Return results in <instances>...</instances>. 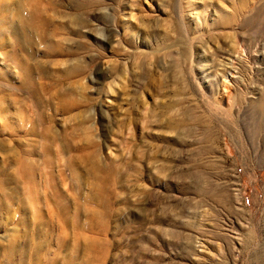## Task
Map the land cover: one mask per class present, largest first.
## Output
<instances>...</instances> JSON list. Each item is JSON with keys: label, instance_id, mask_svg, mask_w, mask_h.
Returning a JSON list of instances; mask_svg holds the SVG:
<instances>
[{"label": "rangeland", "instance_id": "obj_1", "mask_svg": "<svg viewBox=\"0 0 264 264\" xmlns=\"http://www.w3.org/2000/svg\"><path fill=\"white\" fill-rule=\"evenodd\" d=\"M11 1L0 6V264H264L258 0H52L54 9L38 10L30 45L13 32ZM80 13L89 22L81 30ZM18 40L29 86L10 59ZM56 40L69 56L49 52ZM73 53L79 81L35 92L39 81L57 84ZM72 83L79 89L68 97L82 107L66 113L55 92ZM46 124L50 140L39 136ZM32 175L37 192L49 177L50 198L28 196ZM100 201L106 228L90 230L88 210ZM60 202L64 216L50 218Z\"/></svg>", "mask_w": 264, "mask_h": 264}, {"label": "bare ground", "instance_id": "obj_2", "mask_svg": "<svg viewBox=\"0 0 264 264\" xmlns=\"http://www.w3.org/2000/svg\"><path fill=\"white\" fill-rule=\"evenodd\" d=\"M17 2V4H15L14 6H15V9L13 10L14 11V17L17 19V21L19 22V24L21 25H19L18 26V24H17V26L18 27H20V28H18L19 29V32H18V29H15V30H13V32L15 33V32H17V34H19V38L20 39H22L26 44H31V43H33V41H35V30H37V28H39L40 26H41V22H42V18L40 19V17H39V19L37 18V20H39V21H41V22H39V21H35V19H36V16L38 17L39 15H38V10L40 9V8H42V6L43 7H45V8H50L51 10L52 9H54V7H56V6H54L53 5V1L52 0H22V1H19L18 2V0H16ZM11 0H0V6L2 7V8H4V10L5 9H7L8 7H9V5L11 4ZM91 2H92V0H91ZM61 3V2H60ZM89 4H90V2H89ZM96 4V3H95ZM57 5V4H56ZM59 6V5H58ZM93 6V5H92ZM0 7V8H1ZM14 8V7H13ZM102 8V7H101ZM9 9H10V7H9ZM57 10V9H56ZM1 11V10H0ZM9 11V10H8ZM12 11V12H13ZM49 11V10H48ZM55 11V10H54ZM7 12V11H6ZM5 12V13H6ZM39 12H40V10H39ZM86 12L87 13H89L90 12V8H89V6L86 8ZM43 13V12H42ZM44 13H45V11H44ZM47 13V12H46ZM55 13H57V11L55 12ZM11 14V13H10ZM41 14V13H40ZM81 14H83V13H80V16H78L77 18H76V25L78 26V29H82L83 27H85L86 25H88V19L86 20V18H84V17H82L81 16ZM49 14H47V16H48ZM63 15V14H62ZM41 17H43L42 16V14L40 15ZM51 15H49L48 17H50ZM59 16H61V14L59 15ZM45 17H46V14H45ZM63 17V16H62ZM99 17V16H98ZM15 18H13V19H15ZM53 18H55V17H53ZM101 18V17H100ZM4 19V18H3ZM45 19V18H44ZM2 20V19H1ZM92 20V19H91ZM51 21H54L53 19L51 20ZM14 22V21H13ZM35 22H36V24H38V25H36L35 24ZM37 22H39V23H37ZM43 22H44V20H43ZM46 22V21H45ZM55 22V21H54ZM53 22V23H54ZM59 23V22H58ZM60 24H62V23H60ZM59 24V25H60ZM40 25V26H39ZM64 25V24H63ZM36 26H37V28H36ZM39 26V27H38ZM42 26H44V24L42 25ZM51 26H53V25H51ZM54 26H56L55 24H54ZM58 26V25H57ZM56 26V27H57ZM90 26V25H89ZM11 27H14V26H11ZM61 27H62V25H61ZM15 28H16V26H15ZM36 28V29H35ZM44 28V27H43ZM59 28H60V26H59ZM258 36H262L263 35V37H264V0H258ZM261 28V29H260ZM13 29V28H12ZM51 29V30H50ZM49 29V31H53L55 28L53 27V28H50ZM61 29V28H60ZM78 29H77V31L76 32H78ZM87 29V28H86ZM89 29H91V27L89 28ZM17 30V31H16ZM33 30V31H32ZM39 30V29H38ZM38 30H37V32H38ZM63 30V29H62ZM91 30H93V29H91ZM40 31V30H39ZM48 31V30H47ZM55 31V30H54ZM56 34L57 35H60V34H58V30L56 29ZM61 31V30H60ZM36 32V33H37ZM51 32H48L49 34H51ZM63 32V31H62ZM65 32V31H64ZM88 32V31H87ZM91 32H93V31H91ZM60 33V32H59ZM82 33V32H81ZM38 34V33H37ZM47 34V33H46ZM46 34H44L45 35V39L43 40V41H46ZM48 34V35H49ZM55 33H54V35H56ZM96 34V33H95ZM41 35V34H40ZM43 35V34H42ZM53 35V36H54ZM78 35H79V33H78ZM81 36H82V34H81ZM95 36V35H94ZM50 37V36H49ZM105 38V37H104ZM37 39H40L39 37H37ZM49 40H50V38H48ZM52 39V38H51ZM53 39H55V38H53ZM52 39V40H53ZM22 40H18V42L17 43H15V44H13L12 46H11V49H10V51H11V56H10V59H12V60H16V62H15V66H17L19 69H21L22 70V72L24 73V80H23V83H24V85L26 84V86L28 85H31V84H33L34 83V76H33V74H32V72H31V68H30V65L29 64H27L26 63V61H22L21 59H19V60H17L18 58V52H17V44H19V46L21 45L20 43H19V41L21 42ZM41 40V39H40ZM108 40V39H107ZM54 41V40H53ZM57 41V40H56ZM42 41H40L39 43H41ZM58 42L59 41H57L56 43H51V44H49L50 46V48H49V52L50 51H52V52H54L55 54H60V55H68L69 56V54H67V52L69 53L71 50L68 48L67 49V47H66V52L65 51H63L62 52V50H63V48H61V46L62 45H59L58 44ZM37 43V42H36ZM35 43V44H36ZM46 43V42H45ZM69 43V42H68ZM25 44V45H26ZM34 44V45H35ZM48 44V41H47V43H46V45ZM45 45V47H47ZM22 46H24L23 44H22ZM33 46V45H32ZM28 47V46H27ZM69 47V46H68ZM81 47L83 48V46L81 45ZM93 47V46H92ZM32 48V47H31ZM61 48V49H60ZM65 49V48H64ZM68 50V51H67ZM70 50V51H69ZM261 50V49H260ZM22 51V50H21ZM29 51H30V48H29ZM46 51V50H45ZM30 52H32V50L30 51ZM34 52V51H33ZM18 53V54H17ZM28 55H29V53H27ZM32 54H34V53H32ZM49 54V53H48ZM263 53L262 52H260V51H258V67L259 66H261V64L263 63V61H262V58H263V55H262ZM257 55V54H256ZM50 56V55H49ZM68 56L66 57L67 59L66 60H71V62H69V63H67L68 61H66V63H63V62H61V63H63V70L61 69L60 71H58V72H60V74H59V78H57L58 80L56 81V83L57 84H55V85H53V86H51L50 85V83H49V85H47L46 84V82H43L44 84H42V81H41V84L38 82V81H36V83L38 84V85H34L35 87L33 88L34 90H35V92H37L38 93V91L40 92V91H44V93L47 91L48 93H50V92H52V89H54L55 87L54 86H61V84L63 83H71V79H78V78H74V77H77L79 74H80V71H81V65L79 64V63H81L82 61H81V59H80V62L79 61H76V60H78V59H75L77 56H74V53H73V55L72 56H74V57H70V58H68ZM231 57V56H230ZM21 58H22V56H21ZM79 58V57H78ZM227 58V57H226ZM238 58V57H237ZM26 58H24V60H25ZM28 60V59H27ZM65 60V59H64ZM62 61V60H61ZM238 61V60H237ZM240 61V60H239ZM245 61V60H244ZM65 62V61H64ZM231 62V61H230ZM229 62V63H230ZM235 62V61H234ZM224 63H227L226 61L224 62ZM224 63H223V66H224ZM81 64H83V63H81ZM232 64H235V63H232ZM227 65V64H226ZM231 66V67H230ZM228 65V66H224L222 69H223V73H226V74H229L231 77V79L233 78V80L232 81H237L236 79H235V76H237L238 75V73H237V75H233V67H232V65ZM237 66V65H236ZM240 67H241V65H240ZM243 67V66H242ZM263 67V66H262ZM84 68V66H82V69ZM237 68H239V66L237 67ZM252 68V67H251ZM229 69V70H228ZM241 69V68H240ZM244 69V68H243ZM242 69V70H243ZM237 70V69H236ZM57 72V73H58ZM82 73V72H81ZM240 73V72H239ZM224 75V74H223ZM81 76V75H80ZM79 76V77H80ZM227 78V77H226ZM76 80H75V82H76ZM228 80V79H227ZM73 81V80H72ZM77 81H79V79L77 80ZM48 82V81H47ZM51 82V81H50ZM74 82V81H73ZM74 82V83H75ZM231 82V81H230ZM74 83H72L71 85H68L70 88H68L67 87V85L65 84V86L67 87H65L64 85L62 86V87H60L59 89H57V91L55 92L56 94H58L59 96H60V101H62V102H58L59 104V107H60V109L62 110V111H64V112H69V111H71L72 109H77L78 110V112H79V109L82 107L81 106V104H82V102L80 103L79 101H80V99H79V101L78 100H76L77 98H75V99H71L70 97H68L69 95H72V93L74 92V89L76 88H74V87H72L73 85H75ZM78 83V82H77ZM79 84V83H78ZM81 84V83H80ZM227 84H229L230 86H231V83H229V81L226 83V80H225V78L222 80V85L225 87V88H228V86H227ZM243 84V83H242ZM261 85V84H260ZM33 86V85H32ZM81 86V85H80ZM52 87H54V88H52ZM233 87V86H232ZM254 87V86H253ZM262 87V86H261ZM66 88V89H65ZM78 88V87H77ZM76 88V89H77ZM229 88H231V87H229ZM228 88V89H229ZM260 87H258V101L259 100H261L262 98H263V96H262V94H264V92L262 93V92H260V89H259ZM28 90H29V88H27ZM79 89V88H78ZM224 89V88H223ZM227 89V90H228ZM27 90V91H28ZM33 90V91H34ZM46 90V91H45ZM263 90H264V87H263ZM30 91V90H29ZM32 91V93H34ZM55 91V90H54ZM71 91V92H70ZM253 91V90H252ZM41 93V92H40ZM39 93V94H40ZM78 93V92H77ZM262 93V94H261ZM39 94H38V96H39ZM43 94V93H42ZM261 94V95H260ZM78 95H79V93H78ZM251 95V94H250ZM43 97L42 98H45L44 97V95H42ZM248 96V95H247ZM37 97V96H36ZM52 97V96H51ZM79 97V96H78ZM68 98H70V99H68ZM235 98H236V96H235ZM36 99V98H35ZM38 99V98H37ZM45 100H47V99H44L43 101H45ZM15 101V100H14ZM33 101H34V99H33ZM37 101V100H36ZM42 101V102H43ZM48 101V100H47ZM47 101H45L46 103H47ZM252 101V100H251ZM35 102V101H34ZM37 103H38V101H37ZM234 103V102H233ZM231 104V103H230ZM42 105V104H41ZM234 105V104H233ZM34 106H35V104H34ZM44 106V105H43ZM36 107V106H35ZM260 109V108H259ZM37 110V109H36ZM43 110V109H42ZM229 109L227 108V111H228ZM261 110V109H260ZM38 111V110H37ZM36 111V112H37ZM41 111V110H40ZM40 111H38L39 113H40ZM263 113V112H262ZM47 114V113H46ZM46 114H44V115H46ZM228 114H230V113H228ZM38 115V114H37ZM44 115L43 114H39L38 115V118H37V120H35V119H33V121L35 120L36 122H38V123H43L45 120H44V118H47V116H45L44 117ZM262 115V114H261ZM231 115H229V117H230ZM75 117H77L76 115H75ZM78 118V117H77ZM48 121H50V120H52L53 121V119H54V116L52 115V114H49L48 115ZM228 119H230V118H228ZM262 119V118H261ZM264 119V118H263ZM233 122V121H232ZM31 125H33V123L31 124ZM35 125V124H34ZM39 125V124H38ZM47 125V124H46ZM29 127V126H28ZM40 126H38V128H39ZM42 127V126H41ZM40 127V128H41ZM36 127H29L28 128V130H29V132H34V133H36V129H35ZM52 129L53 128H51L49 125H47V126H43L42 127V132L39 134V136L42 138V139H44V140H50V138H49V132H51L52 131ZM37 131H39V129L37 130ZM54 131V130H53ZM40 132V131H39ZM47 133H49L48 135H47ZM38 135V134H37ZM52 136V135H51ZM52 143H53V141H52ZM53 145V144H52ZM52 145H50V144H44V146H43V150H44V152L45 153H47V154H49L50 152H49V150L51 149L52 150ZM66 148L68 149L69 147H67L66 146ZM62 149H65V147H63ZM66 149V150H67ZM61 150V149H60ZM60 150H58V151H60ZM65 151V150H64ZM70 151V150H69ZM61 152V151H60ZM91 165H90V169H92L91 171L92 172H94L95 174H97V171L100 169V166H99V163L96 161V159H92L91 160V163H90ZM31 175V174H30ZM46 179H47V183H44V184H41V187H40V191L39 192H37L38 191V188H37V186H38V183H37V181H35V179H34V176L32 175V176H30V180H31V182H32V185H33V187H31V185H29V186H26L25 188H27V192H28V196L31 198V199H33L34 201H36L37 203L39 202V198H40V196H39V193H42L43 195H44V197L45 198H50V196L52 195V192L50 193V191H52L53 190V188L52 187H54V184H52V182H49V177H46ZM34 186H35V188H34ZM51 194V195H50ZM50 195V196H49ZM56 200H61V201H63L64 200V194L61 192V191H56ZM47 201V200H46ZM65 202V201H64ZM62 203L63 202H60V205L58 204V205H55L54 207H52V206H48V213H49V217L50 218H53L55 215H60L61 217L62 216H64V214H65V211H66V206H65V204H63L62 205ZM66 203V202H65ZM100 206H101V209H92V210H88L87 212L90 214V216H91V219H90V222H88L89 224H88V228L90 229V230H94L95 228H100V230H103V229H105L106 227H104L105 225H102V220H101V218H103L102 216H104V215H107V213H108V211L106 210V203L105 202H102V201H100V204H99ZM61 207V208H60ZM105 217V216H104ZM60 218V217H59ZM67 224L66 223V220L65 219H63V220H60L59 222H58V224H59V226H61L64 230H65V228H66V226H65V224ZM76 224H77V222H76ZM96 231V230H95ZM99 230H97V232H98ZM94 232V231H93Z\"/></svg>", "mask_w": 264, "mask_h": 264}]
</instances>
